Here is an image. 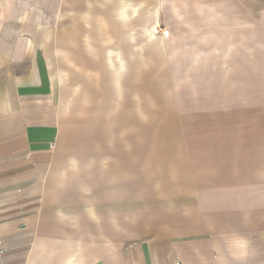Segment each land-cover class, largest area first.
I'll return each instance as SVG.
<instances>
[{
	"label": "crops",
	"instance_id": "1",
	"mask_svg": "<svg viewBox=\"0 0 264 264\" xmlns=\"http://www.w3.org/2000/svg\"><path fill=\"white\" fill-rule=\"evenodd\" d=\"M65 4L0 0V264H264L262 167L185 172L146 209L143 171L66 153L48 54ZM156 4L178 21L201 0Z\"/></svg>",
	"mask_w": 264,
	"mask_h": 264
},
{
	"label": "rangeland",
	"instance_id": "2",
	"mask_svg": "<svg viewBox=\"0 0 264 264\" xmlns=\"http://www.w3.org/2000/svg\"><path fill=\"white\" fill-rule=\"evenodd\" d=\"M157 2L66 0L48 50L66 153L143 171L146 209L185 172L264 170V0H201L178 21Z\"/></svg>",
	"mask_w": 264,
	"mask_h": 264
},
{
	"label": "built area",
	"instance_id": "3",
	"mask_svg": "<svg viewBox=\"0 0 264 264\" xmlns=\"http://www.w3.org/2000/svg\"><path fill=\"white\" fill-rule=\"evenodd\" d=\"M162 33H163L162 35H163L164 37H169V36H170V32H169L168 30L163 31ZM0 244H1V242H0ZM2 253H3V251H0V254H2Z\"/></svg>",
	"mask_w": 264,
	"mask_h": 264
}]
</instances>
